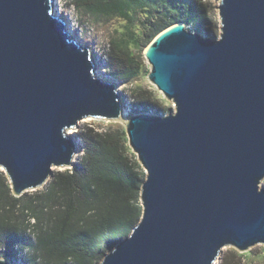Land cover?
I'll list each match as a JSON object with an SVG mask.
<instances>
[{"label": "water", "instance_id": "water-1", "mask_svg": "<svg viewBox=\"0 0 264 264\" xmlns=\"http://www.w3.org/2000/svg\"><path fill=\"white\" fill-rule=\"evenodd\" d=\"M215 1L218 36L176 23L143 52L174 112L123 118L54 0H0V170L12 195L73 167L82 145L68 131L86 118L120 121L145 173L141 218L100 264H216L225 247H264V0Z\"/></svg>", "mask_w": 264, "mask_h": 264}, {"label": "trees", "instance_id": "trees-1", "mask_svg": "<svg viewBox=\"0 0 264 264\" xmlns=\"http://www.w3.org/2000/svg\"><path fill=\"white\" fill-rule=\"evenodd\" d=\"M78 14L94 22L116 19L122 29L105 51L110 76L131 84L140 74L131 48L144 49L165 28L217 33L207 0H71ZM133 114L159 112L151 92L132 95ZM155 113V114H156ZM82 155L71 169L55 171L42 190L11 193L0 171V258L23 264H96L116 240L128 236L142 215L145 173L127 144L122 126L83 127ZM218 264H242L231 251Z\"/></svg>", "mask_w": 264, "mask_h": 264}, {"label": "rangeland", "instance_id": "rangeland-1", "mask_svg": "<svg viewBox=\"0 0 264 264\" xmlns=\"http://www.w3.org/2000/svg\"><path fill=\"white\" fill-rule=\"evenodd\" d=\"M207 1L211 3L212 6V11L216 19V27H217L216 35L218 36L220 33L219 30L220 24L216 10V8L218 7V2H216L215 0H207ZM70 3L71 0H54L56 12L59 16L63 18V20L68 25L72 39L77 40L82 47L88 49V51L90 52L91 58L95 65V76L101 78L102 80L109 81L110 83L116 86V89L120 94V100L123 107V112H124L123 118H127L134 113L133 112L134 107L132 106V97H133L132 95L133 92L139 88L151 92L155 97V101L158 103L159 112L156 113L154 111H151L149 112L150 114L166 116L174 112L173 104L167 101L147 78V75L150 71V66L143 57V52L146 47L141 51H137L134 47L131 48V51L133 55L136 57V59L139 58L138 62L140 64V74L133 83L131 84L123 83L117 78L110 76L105 67L106 64L105 51L108 47L109 41L113 39L115 36H117L120 30L122 29V25H123L122 22L116 19H112L108 21L105 20L102 22H94L91 19H89L86 15L78 14ZM110 124L122 126V123L120 121L108 122L105 120L86 118L79 123L78 128L69 130L68 133L72 134L73 138L78 140L77 135L83 127L92 126L94 128L101 129L107 127V125ZM81 155H82V149L79 148L76 157L74 158V161H76L79 157H81ZM63 170L64 169L61 170H58L57 168L54 169V171H63ZM259 188H264V180L259 185ZM39 190H42V188L35 191H28L27 193L28 195H31ZM231 251H235L236 253L240 254L242 264H264V247L262 245H256L243 253H239L233 248L225 247L222 249V252L220 254V259L216 264H218L221 261V258L223 256L227 255ZM10 261L12 264H23L20 262V260L17 259ZM101 261L102 259L96 264H100Z\"/></svg>", "mask_w": 264, "mask_h": 264}]
</instances>
